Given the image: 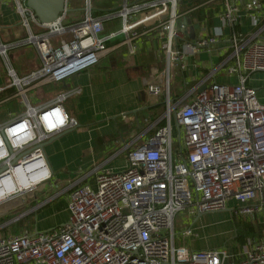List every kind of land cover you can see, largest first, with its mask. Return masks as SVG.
Here are the masks:
<instances>
[{
	"label": "built area",
	"instance_id": "1",
	"mask_svg": "<svg viewBox=\"0 0 264 264\" xmlns=\"http://www.w3.org/2000/svg\"><path fill=\"white\" fill-rule=\"evenodd\" d=\"M13 1L29 35L8 44L0 41V60L9 77L7 86L17 88L25 111L0 124V207L13 206L20 196L44 188L47 198L36 209L66 194L69 217L43 231L0 233V264H264V239H248L233 262L225 248L176 244V218L185 210L197 214L226 210L234 201L235 212L252 220L264 210V103L257 89L247 84L251 74L264 72V39L255 38L258 32L234 30L239 7L229 2L221 16L233 30L234 63L226 71L238 74V82L215 81L188 101L174 102L172 69H185L189 55L219 36L179 44L188 25H178V0L133 4L124 0L119 8L98 16L92 0H83L80 14L66 0L64 11L51 23H42L26 0ZM258 5V0H251L247 8ZM117 16L123 19L121 32L130 44V55L136 53L130 34L135 36L139 26L156 24L166 33L167 68L159 74L160 81L147 83L151 94L165 95V124L128 153L124 170L97 166L61 187L53 183L44 143L79 126L64 102L82 89L60 92L42 106L32 105L27 93L30 87L61 82L96 65L108 51L107 38L99 35L104 22ZM32 23L40 31H33ZM29 43L38 49L42 64L21 77L9 52ZM47 182L52 185L47 187ZM7 186L13 190L7 192ZM192 233L188 228L183 236Z\"/></svg>",
	"mask_w": 264,
	"mask_h": 264
},
{
	"label": "crops",
	"instance_id": "2",
	"mask_svg": "<svg viewBox=\"0 0 264 264\" xmlns=\"http://www.w3.org/2000/svg\"><path fill=\"white\" fill-rule=\"evenodd\" d=\"M144 1L149 0H128L130 4ZM258 1V6L248 9L247 3L251 0H178V25L181 22H187L188 25L179 44L202 37L211 38L215 34L219 36L215 43L209 44L197 54L189 55L185 69H172V101L178 102L186 98V102L197 91H201L204 86L207 89L215 81L238 82V74L229 75L226 71L227 66L234 63V60L230 59L233 52L230 39L233 30L221 16L227 3L236 4L239 7L240 20L234 30L246 35L258 32L255 38L264 39V0ZM122 3L108 0L102 7L93 4V12L96 16L103 15L119 8ZM70 7L79 14L83 9L74 5ZM97 9L104 12L97 14ZM201 9L205 12L211 11L212 18L210 19L208 14L201 15ZM122 27L123 19L119 16L104 22L103 37L107 38L108 51L96 65L75 73L64 81L30 87L28 90V93L31 90L38 91L41 101L33 99L36 102L34 106H42L54 100L60 92L76 86L82 89L80 94L69 97L64 102L66 110L78 119L79 126L55 135L45 145L54 173L53 183L61 187L67 180L86 174L97 166L104 168L109 162H115V168L112 170H124L128 153L165 124V95L151 94L147 83L152 79L160 81L159 74L167 68V55L163 50L166 33L156 24L139 26L133 32L136 33L135 36L130 34L131 43L136 46V53L130 55V44L126 35L121 32ZM32 29L35 32L40 31L35 23H32ZM112 33L114 35L110 37ZM28 35L29 31L22 24L15 1L0 0V41L8 44L23 40ZM9 54L13 67L21 77L29 75L42 64L40 53L32 43L13 48ZM8 84L9 77L0 60V88L4 87L0 91V124L25 111L17 88L8 87ZM247 84L257 89L259 98L264 103V72L251 74ZM174 131L177 135L176 125ZM99 151L107 158L97 162L96 154ZM122 156H126V159ZM73 172H77V175H72ZM88 181L93 182L92 177L88 178ZM51 185L48 184L47 187ZM62 196H66L61 200L68 206L67 195ZM56 201L59 203L60 199L57 198ZM52 202L55 203L54 200ZM40 211L37 217L40 215L42 220L52 222L50 226H56V223L60 224L69 217L68 209H65L64 213L56 210L48 213ZM252 222L256 226L255 240H263L264 210L257 213ZM209 247L220 246L207 245L201 248ZM238 252L240 253V249H237V254Z\"/></svg>",
	"mask_w": 264,
	"mask_h": 264
},
{
	"label": "rangeland",
	"instance_id": "3",
	"mask_svg": "<svg viewBox=\"0 0 264 264\" xmlns=\"http://www.w3.org/2000/svg\"><path fill=\"white\" fill-rule=\"evenodd\" d=\"M25 1V0H24ZM108 0H92V5L94 4L96 7H102ZM116 3H122L124 0H114ZM69 5H74L77 8L84 7L83 0H70ZM117 5V4H116ZM94 8V6H93ZM104 32V31H103ZM103 32L99 35L104 36ZM28 97L31 99L32 104L35 105L37 101L40 100V96L37 90H31L28 93ZM105 158V154L101 151L96 154V161L100 162ZM107 158V157H106ZM105 158V159H106ZM122 158L126 159V156H122ZM115 168V162H109L104 168ZM63 175V174H62ZM74 176L77 175V172H73ZM66 176V175H65ZM50 182H47L48 185ZM44 184V185H46ZM64 187V186H63ZM43 188V185L41 186ZM46 190L44 188L37 191H32L27 193L26 196H20L18 199L14 200L13 206L9 204L2 205L0 207V214L6 216L12 215L17 211H22L24 213L34 212L37 213V205L39 202H42L47 198L45 194ZM66 196L59 197L60 202L58 201L48 204L44 207V209H40L41 213H48L51 211H60L65 212V209H68L67 206L62 201V198ZM62 201V202H61ZM39 203V204H38ZM233 205V206H230ZM238 206V205H237ZM236 203L233 201L227 207L226 210H220L215 212L204 213L199 216L197 213H192L190 210H185L181 212L176 218L175 224V232H176V244L186 245L191 249H200L201 247H205L207 245L210 246H220L221 248H225L232 255L230 260L233 262L236 259L235 254H237V249H242L243 245L247 243L248 239H255L257 236L254 232L256 230V226L252 222V216L240 215L235 212V208L237 207ZM8 213V214H7ZM24 213L18 217H15L11 220V222L17 220ZM39 213V214H41ZM7 214V215H6ZM63 223V222H62ZM61 224V223H60ZM4 225L3 227H9L7 229L8 233H14L11 230L16 228L15 224H0ZM52 225V222L48 220H42L40 215L37 217V222L34 225V228H37L39 231L51 229L55 226ZM59 225L56 223V226ZM50 226V227H49ZM33 228V224H30L28 227H25L26 231L31 230ZM191 228L193 233L190 236H183V231ZM6 228L0 230L1 235H3ZM212 248V247H209Z\"/></svg>",
	"mask_w": 264,
	"mask_h": 264
},
{
	"label": "water",
	"instance_id": "4",
	"mask_svg": "<svg viewBox=\"0 0 264 264\" xmlns=\"http://www.w3.org/2000/svg\"><path fill=\"white\" fill-rule=\"evenodd\" d=\"M66 0H27V6L30 7L35 16L42 23H51L58 19L61 12L65 9ZM206 89V86L202 90ZM201 90V91H202ZM53 137L44 143L47 145ZM202 214H199V216ZM37 232V231H36Z\"/></svg>",
	"mask_w": 264,
	"mask_h": 264
},
{
	"label": "trees",
	"instance_id": "5",
	"mask_svg": "<svg viewBox=\"0 0 264 264\" xmlns=\"http://www.w3.org/2000/svg\"><path fill=\"white\" fill-rule=\"evenodd\" d=\"M94 6V5H93ZM100 9H97L96 11H95V13H103L104 12V10H101V11H99ZM205 10L204 9H201L200 10V14L202 15V14H208L207 16L211 19L212 18V12L211 11H208V12H205ZM48 204H50V203H47V204H45V205H43V206H41L39 209H37L36 211H38L39 212V210L40 209H44V207L46 206V205H48ZM25 212V211H24ZM24 212H22V211H17V212H15V213H13L12 215H9V216H3V217H1L0 218V224H4V223H7V222H9V221H11L13 218H15V217H18V216H20V215H22ZM37 212V213H38ZM37 213H34V212H29V213H27V214H25V215H23V216H21L20 218H18L17 220H15V221H13V222H10L9 224H15L16 226V228H13L11 231L12 232H14V233H21V232H24V231H26V229H24L25 227H28L30 224H33V228H34V225L36 224V222H37ZM3 228H6V231H4L3 233L4 234H7L8 233V231H7V229L9 228L8 226L7 227H3ZM2 228V229H3ZM32 228V229H33Z\"/></svg>",
	"mask_w": 264,
	"mask_h": 264
},
{
	"label": "bare ground",
	"instance_id": "6",
	"mask_svg": "<svg viewBox=\"0 0 264 264\" xmlns=\"http://www.w3.org/2000/svg\"><path fill=\"white\" fill-rule=\"evenodd\" d=\"M7 185H8V179H7ZM6 190H7V192H10V191H12L13 189H12V187L11 186H7V188H6Z\"/></svg>",
	"mask_w": 264,
	"mask_h": 264
}]
</instances>
